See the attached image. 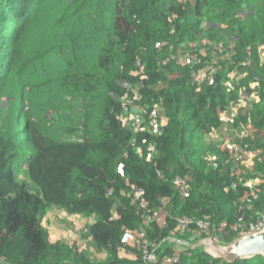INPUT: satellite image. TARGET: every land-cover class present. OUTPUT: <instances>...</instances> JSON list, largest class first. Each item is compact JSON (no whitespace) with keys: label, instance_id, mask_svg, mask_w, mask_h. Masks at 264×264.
<instances>
[{"label":"trees","instance_id":"obj_1","mask_svg":"<svg viewBox=\"0 0 264 264\" xmlns=\"http://www.w3.org/2000/svg\"><path fill=\"white\" fill-rule=\"evenodd\" d=\"M262 47L264 0H0V264H145L128 233L176 264H264L171 242L195 232L180 227L188 219L210 221L230 244L264 211ZM204 67L213 73L198 83ZM252 91L259 102L237 124L255 129L235 138L255 153L246 166L206 136ZM132 104L160 105L159 134L149 114L142 129L125 123ZM53 207L91 219L87 249L51 239L43 218Z\"/></svg>","mask_w":264,"mask_h":264},{"label":"built area","instance_id":"obj_2","mask_svg":"<svg viewBox=\"0 0 264 264\" xmlns=\"http://www.w3.org/2000/svg\"><path fill=\"white\" fill-rule=\"evenodd\" d=\"M213 69L214 68L208 69L207 67H204L203 69H201L199 71V73L197 74L196 81L198 83L204 82L207 78H209V75H211L213 73ZM257 100H259L258 97H257ZM248 105H249V102L245 104V106H248ZM141 110H143V109L141 108ZM160 110H161L160 105H155L154 108L150 111V113L145 111L144 116L149 114L148 118H147V124L149 123L148 130L152 134H159V132L161 131V127L164 123L163 115H161ZM144 116L142 118H140L141 121L136 128H138L141 125V123L143 122ZM125 123L128 124L126 117H125ZM142 128H144V127H139V129H142ZM247 128H245L243 130V135H241V137L244 138L249 133H250V135L252 134L251 133L252 128L249 129V126ZM215 132L216 131H214L212 133V135H214ZM231 146H232V148H234L236 150V155H237L238 159L243 160L247 156L253 157L255 155V153L253 151L249 150L246 145H245L246 147H241V146L238 147V146H236V143H234ZM148 150L150 152H153L155 150L154 144H151L148 147ZM204 158L210 164H212L214 167H218L219 158L216 154L206 153ZM174 185H175V189L180 193V195L183 198L189 196L190 185L187 183L185 178H183L181 176H177L174 180ZM134 194H135L136 199H138L139 197H142L144 195V190L140 189L138 187H135L134 188ZM153 218L155 220H157L160 224L165 223V219L161 215H155V216H153ZM191 223H195V225H196L195 232H194L195 235H197L199 237L207 236V237H210V238L216 239V240L218 239V237L211 234V232H210L211 222L208 220L193 221V220L184 219V220L180 221V227L182 229H186L185 227H187ZM263 227H264V211L259 215L257 222L252 226V228L248 231L242 230L243 232L241 234L244 235V234H248V233H253V232L259 231ZM135 234H137V236H136L137 239L139 237H143V235L141 233H135ZM128 235L129 234H127L126 236H128ZM141 251L143 254L142 259L145 262V264H176L179 260L178 255L159 257L155 253V250L148 249L146 244L142 246Z\"/></svg>","mask_w":264,"mask_h":264},{"label":"rangeland","instance_id":"obj_3","mask_svg":"<svg viewBox=\"0 0 264 264\" xmlns=\"http://www.w3.org/2000/svg\"><path fill=\"white\" fill-rule=\"evenodd\" d=\"M232 45V44H230ZM262 50H264V47H262ZM226 58H228V56H225ZM230 57V54H229ZM182 58L185 59V56L182 55ZM261 58L262 60H264V52L261 54ZM217 70L219 68H216ZM210 79V78H207ZM226 79L228 80L227 85L231 88H233V85L238 82L240 80V77L238 76L237 71H233L228 73V77H226ZM255 85V84H253ZM256 87V85L254 86ZM14 101H16V98L18 97V94L14 95ZM257 94L255 93V91L252 92H245L243 94H241L240 100L237 102V104L233 107H231L229 110H227L223 116H222V122L223 125L222 127L216 131L214 133L213 136H206L207 137V142H210V140H219L220 142H222L224 144V146L230 147L232 144L235 143V138L238 135H243V130L249 126L250 128H254L251 124H247V123H241L237 124V117L240 114L242 117V113H245L248 109H246L245 104L249 102V105H255L256 103H258L259 101L257 100ZM258 101V102H257ZM130 103V102H128ZM48 114H53V110H49ZM145 114V111L141 110L140 107L136 106V105H131L129 108V114L126 117L127 122L129 123V125L133 128H136L139 123H140V118H142ZM149 123L147 125V129H148ZM255 129V128H254ZM205 155V154H204ZM251 156H247L246 158L243 159V161L245 162L246 166H249V162L252 160ZM23 178H26L25 174L22 175ZM46 216V215H45ZM44 216V217H45ZM49 223V227L51 228L53 226V220L49 219L48 221ZM78 225V223H77ZM64 227V226H63ZM188 231V232H187ZM187 234L185 238H182L180 240H175L172 239V243H174L175 245H178L179 247H184V246H190L192 244H195L197 246H201L206 250H211V242L209 237L207 236H202V237H196L194 234V230H187ZM131 238L136 241L135 245L136 248L139 247L140 249L142 248V243L139 244L140 241V237L137 240V235L135 234H130ZM215 243L223 246L225 245L224 242H222L220 239H213ZM138 241V242H137Z\"/></svg>","mask_w":264,"mask_h":264},{"label":"crops","instance_id":"obj_4","mask_svg":"<svg viewBox=\"0 0 264 264\" xmlns=\"http://www.w3.org/2000/svg\"><path fill=\"white\" fill-rule=\"evenodd\" d=\"M208 136H213V135L210 134ZM49 219H52L54 221L52 223L53 226L51 228L49 227V224H48ZM90 222H91L90 218H87L80 214H70L63 209H59L56 207H53L52 209L48 210V212L46 213V216L43 218V225L49 230L50 237L52 240L64 239L71 243L76 242L82 248H85V249H87L89 246V240L83 239L81 237V232L83 231V227H85V225ZM128 234L129 235L125 237V242L130 245H132V243L136 244V241H134L130 235V234H135V233H128ZM125 255L126 257H129V258H133L134 256V254L129 251L125 253ZM103 256H105V253L103 254Z\"/></svg>","mask_w":264,"mask_h":264},{"label":"water","instance_id":"obj_5","mask_svg":"<svg viewBox=\"0 0 264 264\" xmlns=\"http://www.w3.org/2000/svg\"><path fill=\"white\" fill-rule=\"evenodd\" d=\"M209 239L212 245L211 250L205 249V251L231 263L240 259L264 255V227L259 231L241 235L232 243L223 246L215 243L212 238L209 237Z\"/></svg>","mask_w":264,"mask_h":264}]
</instances>
